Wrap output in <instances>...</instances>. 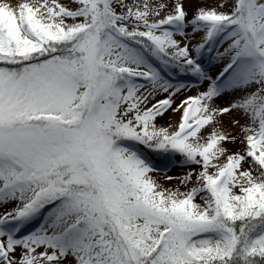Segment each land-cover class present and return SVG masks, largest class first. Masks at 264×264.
<instances>
[{"label": "snow or ice", "instance_id": "obj_1", "mask_svg": "<svg viewBox=\"0 0 264 264\" xmlns=\"http://www.w3.org/2000/svg\"><path fill=\"white\" fill-rule=\"evenodd\" d=\"M72 3L0 0V204L18 202L0 214V264H264V0L190 20L180 0L162 18L149 0ZM188 27L194 48L176 38ZM217 43L230 60L213 79L200 55ZM178 77L208 84L169 131L156 121L189 87ZM226 90L242 95L215 107ZM233 109L247 148L218 164L236 137L200 133ZM141 146L199 165L165 177L194 186L164 188Z\"/></svg>", "mask_w": 264, "mask_h": 264}, {"label": "rangeland", "instance_id": "obj_2", "mask_svg": "<svg viewBox=\"0 0 264 264\" xmlns=\"http://www.w3.org/2000/svg\"><path fill=\"white\" fill-rule=\"evenodd\" d=\"M59 3H71L72 0H58ZM133 0H126V2H131ZM210 2L216 3V4H220L221 2H224L226 5V2H230V0H208ZM12 3H19L22 2V0H11ZM138 2H142V0H138ZM159 3H165V4H170L172 2H175V0H158ZM181 3L184 4L185 10L187 12V19H191L189 18L191 13L189 10V7H191L194 4V0H180ZM73 5H76L73 3ZM189 28V27H188ZM186 28V31L187 29ZM188 32V31H187ZM189 35L187 37H181L178 35V38L182 44L184 43H189L191 45V41H193L194 39V33L192 32H188ZM226 43L224 44H220V46H224ZM206 52V51H205ZM193 55L195 56L196 53L193 51ZM229 56V55H228ZM202 65H204V61H201ZM209 75H211L214 79L213 73L211 72V70L209 68L205 69ZM182 81V80H181ZM173 83H176V81H174ZM185 84H187L185 81L183 82ZM207 84L208 82L205 81L203 83L200 82H196L195 84H187L189 85V87L182 89L180 92H178L175 96H173V104H172V108H169L168 111L162 116V117H158L157 121L159 126H168L171 125V130H173L174 126L179 122H180V118L182 116L181 112H182V108L179 111H173V108H176V106L180 103V101L182 99H184L186 96H193V95H197L199 92L205 91L207 89ZM168 95V93H163V92H159L156 94L155 98H150L149 104L148 106H150L154 101L159 100L160 98H165ZM240 95H242L241 92L239 91H233V90H226L220 97L215 98L213 101V104L215 107H228L230 105V103L232 101H234L235 99H237ZM173 115H176L175 117H172ZM239 120L240 123L239 124H233L232 121L233 120ZM217 121H219L218 124L215 125H208L205 126L202 130L200 135L202 136V138H206L207 136H205V134L207 132H211L213 127H217L220 130H223L224 132L228 133L230 136H234L236 137L235 141H229L227 143H225V147H227L229 149V152L226 154V156L228 154H232V153H236L239 152L241 154H243L245 152V149L247 148L246 146V141L244 140V137L250 133H246L242 130V126H247L249 124V121L247 120V118L242 115V113L238 110L233 109L231 112L226 113L222 116H217ZM177 122V123H176ZM174 126H173V125ZM246 145V146H245ZM226 156L221 157L218 161H214L215 163H224L226 160ZM171 159V163L170 165L165 166L164 168H160L158 171H154L151 173L155 174L152 175L157 181L158 183H161V185H165L168 187H172V188H177L179 187V189H190L192 186H194L195 184V177H193V181L191 183H189L188 185H182L180 183L179 179H172V180H167L165 179L166 176H171V177H179L181 175H183L184 173L188 172V171H192L195 170L196 172H198L200 170V166L199 165H191V164H182L183 161V157L179 154L176 155H171L170 157ZM250 159V158H249ZM159 161H161V158L159 159ZM224 161V162H221ZM243 169H248L249 168V163H243L242 165ZM211 170V168L209 169V171ZM253 174H257L255 171H253ZM239 190V188H235L234 191L237 192ZM198 198H200L199 196L196 197V202L198 200ZM18 202L17 201H10L4 204H0V214H3L5 212L11 211L12 209H14L16 207V204ZM42 222V218H40L38 221L36 222H31L29 223L23 230V232L21 233V235L23 234H27L28 232L34 230L35 228H37L39 226V224ZM42 250V249H40ZM64 264H72V260L71 257H69V259L67 261L64 262Z\"/></svg>", "mask_w": 264, "mask_h": 264}, {"label": "trees", "instance_id": "obj_3", "mask_svg": "<svg viewBox=\"0 0 264 264\" xmlns=\"http://www.w3.org/2000/svg\"><path fill=\"white\" fill-rule=\"evenodd\" d=\"M59 2V1H58ZM133 1H131V2H127V3H132ZM149 2L151 3V4H153V5H155V4H159V2H158V0H149ZM234 2V0H230V2H226V6L225 7H223V8H220V7H218V4H216V3H213V2H210V1H208V0H194V4L191 6V7H189V10H190V13H191V15H190V17L189 18H193V16L195 15V13H196V11H197V9L199 8V7H206V8H213V7H215V8H217V10L218 11H223V12H228V11H230L231 10V8H232V3ZM174 3L175 2H172V3H170V4H167L168 5V7L167 8H165L162 12H161V16L159 17V18H162L165 14H167L168 12H170V11H172V7H173V5H174ZM61 4H63V5H65V6H67V7H69V8H76L77 7V5H73V3L71 2V3H61ZM118 11H119V8L117 9ZM69 23H71V22H73V21H71V20H69L68 21ZM187 31L188 32H192V29H191V27H189L188 29H187ZM193 33V32H192ZM203 32H196V33H194V39H193V41H191V45H190V42L188 43L190 46H192L193 48H194V46L197 44V43H199L200 41H201V38H202V36H203ZM176 38H178V35H177V37ZM227 47V43L222 47V46H220V44L219 43H217L216 45H214V47H213V51L212 52H208L207 50H205V51H203L202 52V54L200 55V62L203 60L204 61V67H205V69H207V68H209L210 70H211V72L213 73V76H214V79L216 78V76H218L219 75V73L221 72V71H223V69H224V67L229 63V60H230V57L226 54V55H224V56H217V51H219V52H223L224 51V48H226ZM227 75L228 74H226L225 75V79L227 78ZM176 79H180V80H182L181 82H184V81H186L187 79H189V80H193V79H195V78H188V77H178V78H174L173 79V82L174 81H176ZM160 99H164V97L163 98H160ZM159 99V100H160ZM156 101H154L152 104H154ZM151 106V105H150ZM149 106V107H150ZM183 113V110H182V112H181V114ZM176 115H173V116H171V118L172 117H175ZM181 119V118H180ZM179 119V120H180ZM158 122L159 121H156V123H157V125H158ZM177 123V122H176ZM173 125V124H172ZM178 123L174 126V128H173V130H171V131H175V130H177V127H178ZM159 126V125H158ZM169 126V125H168ZM165 127H167V126H165ZM172 127H170L169 128V131H170V129H171ZM210 132H207L206 134H205V136H207L208 134H209ZM207 138V137H206ZM206 138L204 139V138H202V140H201V142H205L206 141ZM247 145V144H246ZM245 145V146H246ZM247 147V146H246ZM141 150L144 152V154L146 155V157L151 161V163L153 164V166L156 168V169H160V168H164L165 166H167V165H169L170 163H171V159H170V157H171V155H162V154H158V153H154V152H151V151H149L148 149H145V148H143L142 146H141ZM246 150V149H245ZM226 156V155H225ZM161 158V161H159V159ZM225 162H226V160H224ZM224 161H221V162H224ZM219 164V163H218ZM220 164H223V163H220ZM200 170H201V168H200ZM199 170V171H200ZM212 171H215V169H212L211 168V170H210V172H212ZM152 175H154V177H155V174H152ZM161 184V183H160ZM164 188H171V189H175V188H172V187H168V186H165V185H162ZM188 190V189H187ZM187 190H184V189H180V191L181 192H184V191H187ZM237 193H239V190L237 191ZM197 203H202V201L200 200V198H198V200H197ZM39 219V218H38ZM38 219L37 220H34V221H32V222H36V221H38Z\"/></svg>", "mask_w": 264, "mask_h": 264}]
</instances>
